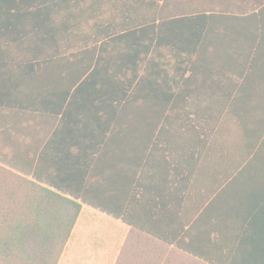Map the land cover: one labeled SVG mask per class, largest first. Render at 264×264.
I'll return each instance as SVG.
<instances>
[{
    "label": "crops",
    "instance_id": "1",
    "mask_svg": "<svg viewBox=\"0 0 264 264\" xmlns=\"http://www.w3.org/2000/svg\"><path fill=\"white\" fill-rule=\"evenodd\" d=\"M187 17L204 26L189 31V49L197 52L190 64L201 70L185 76L178 110L198 98L215 100L201 107L222 115L216 128L204 122L205 133L197 135L196 127H180L173 119L166 128L158 104L156 110L150 101L164 93L152 86L140 105L127 104L125 140L116 136L89 161L68 157L67 136L54 134L74 92L96 66L102 44L136 32L149 40V27L157 26L154 45L166 52V42L168 48L180 46V32L159 26ZM259 51L258 69L250 74ZM262 84L264 0H0L1 158L32 175L0 166L33 182L40 167L47 179L70 187L69 194L85 195L102 210L125 211L132 222L79 201L81 211L58 264H264L262 127L224 118L264 115L263 102L245 103L264 100ZM158 137V154L142 159L135 179L133 152L149 146L150 153Z\"/></svg>",
    "mask_w": 264,
    "mask_h": 264
},
{
    "label": "trees",
    "instance_id": "2",
    "mask_svg": "<svg viewBox=\"0 0 264 264\" xmlns=\"http://www.w3.org/2000/svg\"><path fill=\"white\" fill-rule=\"evenodd\" d=\"M149 3L155 5L156 8L159 6L154 1ZM198 27L201 28L202 24H197L188 17L160 25L159 28H176L180 32L178 36L180 46L173 49L168 48L166 42V52H160L158 43L154 45L158 37L157 26L149 27L150 34L154 31V35H151L149 40H143L141 33L136 32L118 35L109 42L103 43L101 56L98 57L96 66L92 68L86 81L74 92L54 134V138H57L60 133L63 134L62 136H67L70 144L67 155L73 153L74 157L78 159L85 157L86 161H89L100 154L101 150L108 149L109 141L116 136L120 140H125L127 104L140 105L143 101L142 93L152 86L162 87L164 97L150 98V101L155 103L154 109L158 104L159 110H156L160 112V123L164 117L166 128L173 119V123H179L180 127L188 128V125L196 127L197 135L205 133L202 129L204 122L212 124L211 128L215 129L222 115L206 113L201 107V105L208 106L215 100L198 98L184 112L178 110L180 100L176 102L180 97V87L183 88L188 84L189 79H185V76L188 73L196 76L201 70L190 64L192 56L197 52L189 49V31ZM203 28L204 26L201 31ZM200 37V34L195 37L194 44L197 45L200 42ZM107 46H110L111 51L105 54ZM261 54L260 51L256 52L250 74L258 69ZM171 60H185V63L182 65L164 64ZM160 79H166V81L159 84ZM245 86L248 88L251 85L247 82ZM261 102L264 103V100L248 99L245 103L247 106H255ZM227 106L232 108L233 105L228 104ZM228 117L241 123L258 122L262 127L259 139L261 140L264 136V115L231 114L224 116L225 119ZM154 128L152 135L158 129L157 126ZM191 135L193 139L195 134L191 133ZM150 143H154L150 153H148L149 146L145 149L138 146L133 152L138 160L134 178L142 171V159L158 154L161 139L158 137L155 142L151 140ZM256 145L257 142L254 147ZM198 146L200 154L203 145L198 142ZM262 147H264V142ZM170 149H172L171 145H168L166 150ZM40 159L41 161L44 159V153L40 155ZM0 163L26 175H32L30 170H19L17 166L3 161L1 151ZM38 165L40 166V161ZM33 177L37 182L30 181L0 166V264H58L80 214L79 201L101 209L100 203L79 193L69 194V191H73L70 187L47 179L40 173V167L34 171ZM140 180L141 178L138 179L139 182ZM102 211L115 217L123 215L122 219L125 223H132L125 211Z\"/></svg>",
    "mask_w": 264,
    "mask_h": 264
}]
</instances>
